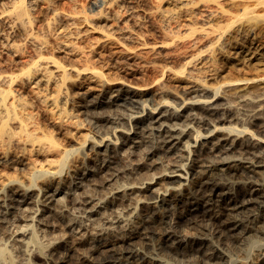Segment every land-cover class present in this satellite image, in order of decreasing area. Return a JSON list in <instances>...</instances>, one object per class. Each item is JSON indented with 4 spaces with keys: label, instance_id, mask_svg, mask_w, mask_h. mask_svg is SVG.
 Returning a JSON list of instances; mask_svg holds the SVG:
<instances>
[{
    "label": "rangeland",
    "instance_id": "374dc122",
    "mask_svg": "<svg viewBox=\"0 0 264 264\" xmlns=\"http://www.w3.org/2000/svg\"><path fill=\"white\" fill-rule=\"evenodd\" d=\"M262 2L263 0H24L21 3L18 0H0V187L6 185L0 191V247L9 250L16 264H47L39 250L30 247L28 255L24 246L16 241L17 232L30 224L34 214L37 216L33 227L50 258L64 260L61 264H95L89 255V234H92L93 227L103 226L102 221H95L96 218L99 221L101 217L105 219L120 216L122 206L117 204L120 195L113 194L115 188L123 186V190L124 184L132 183L133 180L135 185L140 186V177L169 174L173 167L172 160L186 155L184 144L188 138H184L176 148H171L167 157L158 152H150V138L154 136L152 132L148 137L137 138L140 135H134L136 140L146 142L144 146L137 148L138 151L136 148L133 151L126 145L123 142L124 135L118 132L115 151H106L99 141L107 136L114 137L111 134L114 125L107 124L104 129L93 124L95 109L89 106L93 100L85 96L84 92L90 88L96 89L103 80L107 82L106 86L113 89L119 88L121 83L146 87L149 94L145 96L144 102L153 106L161 99L168 98L161 91L173 90L181 94L180 84L184 79L198 78L215 84L227 79L263 76L264 70L258 71L254 66H228L218 59L208 66L207 72L205 69L198 72L192 59L193 55H197L208 44L205 32L200 28L201 14L216 7H223L231 14H243L244 7H249L243 19L250 18L257 24L258 34L264 41ZM180 3L185 5L180 6ZM23 9H26V13H23ZM227 20V16L222 17L220 24L224 26ZM190 59L192 62L187 63ZM182 69L184 73H178ZM208 70L216 73L212 76L213 79L208 76ZM64 74L66 79L63 82ZM256 84L257 82L251 83L250 88L257 89ZM60 96H66L70 104H59ZM168 100L174 105L180 103V99ZM235 104L238 110L241 105L238 101ZM121 107L113 106L114 113H119L118 108H125ZM104 109H108L106 105L102 106L101 111ZM126 110L123 113L135 114L132 110ZM180 111L184 114L185 109L181 108ZM239 111L242 112L241 109ZM239 116L244 119L243 126L248 128L247 135L264 139V116H261L262 121L259 122L262 125H255L256 127L252 125L250 113ZM180 121L183 123L184 118ZM132 122L128 119L117 129L125 128L133 136L130 125H135V122ZM232 124L235 121L226 123L225 126ZM237 125L242 126V123ZM107 127L110 128L109 131ZM260 128L262 129L259 130ZM145 147L149 149L146 150ZM130 149L131 153L128 152ZM65 150L75 152L65 170L54 180L59 181L62 191L56 202L48 204L50 211L45 214L42 206L44 202H36L32 197L21 205L23 209L21 206L19 208L12 201L13 183L10 180L28 185L35 167L56 170ZM101 153L106 154L105 158L110 161L114 160L112 156L116 153L120 162L118 168L128 165L123 159L125 154H128L132 163H143L139 177L128 180L119 177L106 181V171L101 172V175L93 171L109 162L98 159ZM156 165L158 166L155 167ZM77 172H91L92 175L86 174L88 180L84 184H88L77 187L74 183ZM255 178L264 186V174ZM173 180H162L153 187L170 188L177 185ZM39 187L38 184L34 189ZM128 188L131 186L126 188L127 196L133 192ZM149 196L146 191L131 194L135 202ZM12 206L14 208L7 209ZM143 207L142 203H133L131 208L126 207L128 212L125 214L130 215L132 208H137L140 213ZM251 207L256 209L257 205L253 204ZM87 208L95 210L92 217L85 213ZM98 210L106 212V216ZM263 216L264 214L257 223V230L245 235L247 240L254 239L264 244ZM69 222L85 226L84 230L80 228V232L78 231L82 241L76 242V235L69 230ZM138 247L144 254L158 257L162 264L181 262L165 252H148L143 246ZM262 247L253 248L248 254L241 250H230L216 264H264V245Z\"/></svg>",
    "mask_w": 264,
    "mask_h": 264
},
{
    "label": "bare ground",
    "instance_id": "6f19581e",
    "mask_svg": "<svg viewBox=\"0 0 264 264\" xmlns=\"http://www.w3.org/2000/svg\"><path fill=\"white\" fill-rule=\"evenodd\" d=\"M18 1L23 3L24 0ZM182 5L185 4L180 3V6ZM248 10L249 7H244L243 14H231L223 7H216L201 14L200 28L205 32L204 37L208 39V44L205 43L204 49L197 55H193L195 70L199 69L198 72H200L205 69L206 71L208 66L217 59L228 66H254L258 71L264 70V41L258 34L257 24L250 18L243 19ZM23 13H26V9H23ZM224 16L228 17V22L222 26L220 23ZM191 62L190 59L187 63ZM183 70H179L178 73H184ZM215 74L209 72L208 76L212 78ZM65 79L66 74L63 75L62 81L64 82ZM203 80L198 78L182 80L181 94L173 90L161 91L168 98L180 99L181 106L172 104L168 98L149 106L144 102L145 96L149 94L148 88L121 83L119 88L113 89L106 86L105 80L96 89L90 88L84 92L85 96L93 100L89 105L95 109L93 124L104 129L107 124L114 125L111 128V134L114 137L107 136L99 141L106 151H115L119 139L118 132L124 135L125 139L122 141L133 151L141 145L144 146L145 142L142 139L136 140L134 135H140L137 138L148 137V134L152 132L154 136L150 138L152 139V147L149 146L150 152L161 153L164 157L168 156L171 148H176V145L180 144L184 138H188L184 144L186 155L171 159L173 167L169 174L158 172L159 174L151 178L140 177V186L135 185L133 180L132 183L124 184L123 190H121L123 186L115 188L113 194L120 195L117 204L122 206L119 217L111 216L105 219L101 217L98 221L96 220L98 216H93L96 218L95 221L99 223L102 221L103 225L93 227L92 234H89L91 235L89 255L92 256L95 264H162L158 257L144 254L138 245L143 246L148 252L157 251L173 255L181 261L178 264H216L218 260L221 262L230 250H237V252L241 250L244 254H248L251 249L261 248L264 245L258 240H247L248 237L245 236L257 230V223L264 214V186L255 178L259 174H264V139L247 135L248 128L243 126L244 119L239 116H247L250 113L253 118L252 125L261 124L259 123L262 121L261 116H264L262 115L264 113V75L248 79H227L221 83L214 82L215 84ZM255 82H257V89L252 90L250 84ZM237 101L241 105L238 110L235 106ZM58 102L61 105L70 104L66 96H60ZM103 105H106L108 109L101 111ZM113 106L125 107V110H132L136 115H127L123 113L125 110L120 108L117 110L119 113H114ZM181 108L185 109L184 114H181ZM240 109L242 112L239 111ZM181 118H184L183 123L179 122ZM128 119L135 122V125H130V131L134 132L133 136L125 128L117 129ZM234 121L235 124L225 126L226 123ZM237 123H242V126ZM107 128L109 131L110 128ZM130 151L131 149L128 152ZM74 152L65 150L56 170L35 167L28 185L19 183L17 180H10L13 183L12 201L20 208L32 197L36 202H44L42 206L44 213L47 214L50 211L48 204L56 202L62 191L59 181L54 180L65 170ZM113 154H115L112 156L114 160L110 161L106 159L107 157L105 158L106 154L101 153L98 159L109 162L93 171L100 175L103 174L101 172L106 171L108 176L106 181L119 177L127 180L139 177L140 166L143 163H132L128 154H125L123 159L128 165H124L125 169L124 166L119 169L120 162L117 154ZM86 174L89 176L91 172L75 174L77 182L74 181V183L77 187L88 184H84L85 180H88ZM167 179H174L177 185L170 188L168 186L153 187ZM243 179L245 181H241ZM38 184L40 187L34 189ZM129 186L131 188L128 190L133 192L127 196L126 188ZM5 187L6 185L1 186L0 191ZM139 191L149 192L150 196L135 202L131 194ZM133 203L136 205L142 203L144 206L142 212L138 213L137 208H132L130 215L126 216L125 213L128 212L126 207L131 208ZM253 204L257 205L256 209L251 207ZM9 208L14 207L7 209ZM100 210L98 211L101 212ZM94 211V209H88L85 213L92 217ZM36 216V214L32 215L30 224L17 232L16 241L24 246V251L28 255L30 247L39 250L47 264L63 263L64 260L60 261L55 259L56 257L52 259L46 254L44 245L33 227ZM89 223L91 224L90 221ZM78 225L76 222L69 224V230L76 235V242L82 241L79 229L85 228L83 225ZM0 264H16L6 247H0Z\"/></svg>",
    "mask_w": 264,
    "mask_h": 264
}]
</instances>
